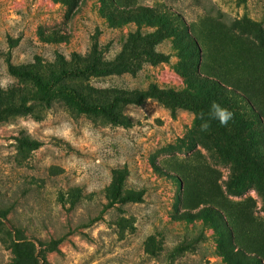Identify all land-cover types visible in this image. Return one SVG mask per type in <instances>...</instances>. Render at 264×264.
Listing matches in <instances>:
<instances>
[{"label": "rangeland", "instance_id": "obj_1", "mask_svg": "<svg viewBox=\"0 0 264 264\" xmlns=\"http://www.w3.org/2000/svg\"><path fill=\"white\" fill-rule=\"evenodd\" d=\"M0 264H264V0H0Z\"/></svg>", "mask_w": 264, "mask_h": 264}, {"label": "trees", "instance_id": "obj_2", "mask_svg": "<svg viewBox=\"0 0 264 264\" xmlns=\"http://www.w3.org/2000/svg\"><path fill=\"white\" fill-rule=\"evenodd\" d=\"M100 69L94 65H87L82 68H77V69H71V70H63L62 73L66 74H73V75H85L89 72H97ZM12 73L20 76H24L27 78H31L36 80L37 82H40L39 76L31 71V70H26V69H17V68H12L11 69ZM39 84V83H38ZM167 93V92H164ZM142 96H137L136 98H131V97H123V96H116L114 98V101L108 105V106H89L87 104H79V107L82 111H92V112H103L108 114L113 121L119 122L120 117L119 115L115 112V107L119 104L121 100H125L128 102H140L142 100ZM25 145L31 147V148H37L41 145V142L37 139H31V138H26L24 140ZM126 175L124 173L119 174L116 184L113 188V191L111 192L110 196L113 199H120L121 201L124 202H130V201H138L140 199V196H137L136 194H124L123 192V186L125 182Z\"/></svg>", "mask_w": 264, "mask_h": 264}, {"label": "clouds", "instance_id": "obj_3", "mask_svg": "<svg viewBox=\"0 0 264 264\" xmlns=\"http://www.w3.org/2000/svg\"><path fill=\"white\" fill-rule=\"evenodd\" d=\"M209 116L218 120L221 125H227L228 122L233 118V113L214 101L211 105ZM201 119L203 120V113L201 114ZM208 128L209 123L207 121L202 122L201 131H207Z\"/></svg>", "mask_w": 264, "mask_h": 264}]
</instances>
